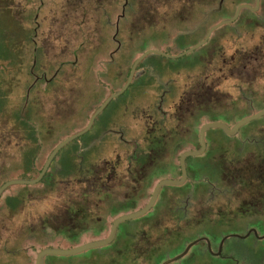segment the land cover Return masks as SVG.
Segmentation results:
<instances>
[{
	"label": "rangeland",
	"instance_id": "rangeland-1",
	"mask_svg": "<svg viewBox=\"0 0 264 264\" xmlns=\"http://www.w3.org/2000/svg\"><path fill=\"white\" fill-rule=\"evenodd\" d=\"M7 2L11 9L0 6V18H4L9 27L19 26L17 22L22 20L20 22L24 32L33 29L36 32L35 39L39 52L43 57L34 64L26 55L21 67H14L6 61L0 62V70L3 72L1 74L0 71V74L5 79L11 78L13 87L10 114L6 115L5 121H0V185L35 175L34 171L25 167L22 160V153L26 152L29 146L26 145L27 141L22 132L13 125L11 115V111L21 108L26 100V89L32 81L28 70L49 72L48 82L42 81L34 85L35 88L31 92V96H34L33 106L30 107V102L26 108V112L33 113L31 120L37 126L43 140V155L38 161V168H41L57 144L83 129L110 92H116L125 85L135 61L144 52L169 50V54H181L201 42L214 25L231 19L240 4L252 6L256 4V0H0V5ZM259 42L262 43L260 47L264 49L262 47L264 0H260L259 9L256 11L242 9L236 21L223 24L214 30L205 45L185 56L167 58L159 54L149 55L144 62L143 70H156L157 81L152 80L154 89L146 82L148 76L135 78L128 92L112 100L105 110L108 113L116 108L117 113L113 120L123 122V135L114 134L113 136H120L114 138L115 141L122 138L127 142L123 143V146L139 145L145 138L146 123L150 116L159 120L165 111L172 115L173 108L155 106V98L160 96L156 94V86L167 85L175 91L181 85L178 94L174 91L162 93L166 104L176 94L174 102H177L182 94L184 98H195L201 94L202 98L220 99L217 106L197 108L194 115L187 112L194 109L188 108L191 104L185 100L182 103V110L172 115L181 121L179 123L182 125L181 131L187 133L184 149L198 147V132L204 123L224 121L233 126L242 118L264 109L263 83L257 82L255 88L251 87V90L247 86L242 90L239 88L240 81L232 78L223 79L224 74L219 70L223 67V59H229L234 52L241 50L249 52V62L245 60L233 70L236 74L233 76L240 75L244 79L242 80L248 83L256 73L261 74L260 70L262 67L264 69V57L260 63V59H257L260 52L255 49ZM245 65L247 68H244ZM185 83L188 85L184 87ZM190 83L194 85L190 87ZM196 83L200 85L197 86ZM70 84L73 85L72 90ZM208 137H217L219 146L224 149L220 152L223 154L218 155L220 166L228 167L231 164L235 166L240 179L239 186L243 185L249 189V191L242 189V196L250 194L257 196L258 202L262 204L251 208L248 205V213L245 216L240 215L232 219L234 212L229 218L227 211L239 206L240 203L230 202L226 181L220 180L214 186L206 183L207 185L201 186L196 194L201 196V210L198 204L199 197L190 193L192 195L189 198L190 205L187 207V216L183 223L187 228V243L191 237L192 240L208 235L212 238L217 237L214 242L219 243L221 237L231 232L244 234L248 226L259 225L260 216L264 214V202L259 197L264 195V166L260 168V172L258 168L253 170L255 163L264 165V116L241 127L239 134L227 139V143H225L227 136L219 128L210 129ZM115 145L118 146L109 139L106 149ZM70 146L68 143L62 149V154L70 151ZM213 148L212 144L207 145L208 157ZM202 161L208 165L205 157ZM205 169L209 170L208 166ZM49 171L45 182L41 184H14L4 190L0 199V264L23 262L20 259L23 254L20 256L17 252L16 256L13 255L16 243L23 242L24 248H28L30 252L27 258L33 260L39 246H42L41 238L36 235L18 236L23 220L16 213L20 208L31 213L29 217L31 222H36L35 216L40 211L64 209L60 206L68 188L71 194L73 190L74 194L82 191L81 185L72 182H61L56 187L57 190H50L52 174L57 170L52 168ZM225 171L227 172L226 168ZM224 172L219 173V178L226 179ZM251 173L255 176H249ZM258 174L260 176H256ZM168 176L174 178L176 174L168 172ZM78 177L77 174L72 179ZM187 187L189 192L190 186ZM163 191L172 199L170 195L173 193V186L167 185ZM234 194L237 195L236 191ZM26 195H31V198L25 205H19L16 209H11L7 205L8 198ZM38 195L41 198L36 199L35 196ZM146 201L147 198L140 199L139 206H143ZM252 212L259 214H250ZM147 218L148 215L143 216L138 222L146 220L149 222ZM173 221L174 219H169V223H166L170 226L167 228V232H170L169 239L154 245L155 248L153 247L149 253L153 255L158 250L157 255L168 246L173 247L179 239L182 241L183 237L178 234V230L171 227ZM184 247L182 244L181 248ZM224 247L225 256L238 261L232 263L233 259L232 262L219 261L217 264H244V259L247 260L246 264H264V228L259 227L257 234L248 239L233 237ZM216 248L217 245L214 249ZM99 250L92 249L86 253L70 255V258L78 260ZM174 252L172 254H175ZM181 260L170 264H180ZM200 263L215 264L207 260L197 262Z\"/></svg>",
	"mask_w": 264,
	"mask_h": 264
},
{
	"label": "flooded vegetation",
	"instance_id": "flooded-vegetation-1",
	"mask_svg": "<svg viewBox=\"0 0 264 264\" xmlns=\"http://www.w3.org/2000/svg\"><path fill=\"white\" fill-rule=\"evenodd\" d=\"M261 45L262 43L259 42V44L255 46V49L258 50V53L260 52L257 57V59H260V61L264 57V49L260 47ZM248 53L241 50L234 52V54L231 55L229 59H223V67L219 68V70H222V73L224 74L223 79L229 80L230 78H232L240 81L241 84L239 83V88H241L242 90H245V86L249 87V89L251 87L255 88L257 82H261V84L263 83L262 85H264L263 67L260 70L261 74L256 73L253 78L248 81V83L244 82V79L238 74V76H233L236 75L233 73V70H235L239 65L245 62V60H248L249 62ZM260 63H262V61ZM244 68H247V66L245 65ZM159 71L161 70H158V72ZM155 72L156 70H136L134 79L140 77L144 78L148 76V81L146 82L151 86L150 88L154 89V85L152 86V80H154L155 82L157 81ZM216 84H218V82ZM187 85L188 84L185 83L184 87ZM193 85L194 84H191L190 87H192ZM195 85H197V83ZM199 85L200 84H198L197 86ZM72 88L73 85L70 84V90H72ZM129 88L130 87H128V90ZM155 88L156 94H160L159 97H157L156 95L157 98H155V106H169L173 108L172 115L182 110V103L185 102V100L188 101L189 105L191 104L188 108L192 107L194 109L192 111L190 109L187 112H191L193 115L195 114L194 112L197 108H202L203 106L214 107L217 106L220 101V99L217 97L202 98L201 94L199 95V97L195 98H184V95L182 94L179 100L177 102H174L176 99V95L181 89V85L178 87V90L175 91L172 89V87H167V85L156 86ZM126 91L123 94L128 92ZM167 91H174L177 94L174 95V98H172L171 101H169L170 103L167 102L166 104L164 98L162 97V93H165ZM113 93H110V95ZM111 102L112 100L109 102V104ZM107 106L95 118L91 128L82 135V139H78V137L76 138L78 139V141L73 142V140L70 142V151L64 152L62 154V148L57 153V155L51 162L48 171L46 172V174H49V170L52 168L57 170L55 174H52L53 181L50 185V190H55L61 182H72L81 185V187L83 188L82 191L80 193L74 194L73 190V194H71V190L68 188L67 195H65L66 197H64L61 201L62 205L60 206L62 208L64 207V209L61 210L57 208L56 210L52 209L40 211L39 214L35 216V218L37 219L36 222H31L29 218L31 213L23 211L21 210V208L18 212H16L20 215V218L23 219L21 227L19 228L21 233L19 232L18 236L36 235L41 238L42 243L40 244L42 246H39L38 248V252L34 260L27 258L29 257L30 252L28 248H24L23 242L14 244L15 248L13 250L15 251V253L14 251H12L13 255L16 256L17 252H19L18 254L20 256L21 254H23L20 257L21 261L23 262L20 264H27L28 261H31L30 264H36L38 254L45 249H74L91 242L107 239L111 235L116 219L123 215L136 212L145 207L152 198L154 190L161 180L181 179V155L184 152L189 150H199L201 148L198 132V147L194 146V148L189 147L187 149H184V143L186 142L185 136L187 133L181 131L182 125L179 124L181 123V121L177 120L176 117H173L171 114H168V111H165L164 114L161 115L163 117H161L159 120L153 119V116H150L147 119V130L145 131L146 134L142 143H139V145L132 144L130 146H123L122 144H127V142L123 141L122 138L116 141L114 139L123 135V122L119 121L118 123V120L114 121L113 118L117 113V109L115 108V111H108L107 113L105 112ZM96 110L94 111V113L96 112ZM157 111L160 112L158 109ZM177 118L180 119L182 117ZM88 124L89 122L87 123V125ZM87 125L83 129H85ZM117 133H119L120 136H113ZM208 133L209 130L205 135L206 148L204 153L198 156L187 157L185 159L187 179L182 185L173 186V193L170 195V197L172 196V199H169V196L166 195V191H163L164 187L167 185L162 186V188L160 189L154 205L145 215H143L144 217L147 215L149 216V218H147L149 219V222L148 220H146L145 222H138V220L143 218V216L136 219H130L124 222H120L116 228V232L112 241L101 247L92 248L98 250L100 249L93 255L85 256L78 260L70 258V255H68V259H63L59 255H46L43 258V264H145L147 263V261V264H164L166 262H169V260H173L174 258L181 256L190 244L192 245L187 253L176 259H182L180 264H188L192 262L194 264H197V262L201 260H207L215 264H217L219 261L232 262L234 258L225 256L224 246L233 237H237L239 239H248L250 236L256 235L259 227L264 228V214L260 216L261 223L259 225H253L251 227L248 226L244 234H234V232L226 234L225 236L221 237L219 243L214 242L217 240V237H215V235H213L215 238L204 235L193 238L192 240L191 237L189 239L190 242L187 243V228L185 225H183L184 220L187 216V207L190 205L189 198H191L192 196L190 193H193V195L198 194V190L200 189V187L207 185L206 183L214 186L220 180L226 181L229 189L227 191V194L231 198L230 202L237 201L240 203V205L243 203V205L236 206L227 211L229 218L234 212L236 216L234 215L232 219L238 218L240 217V215L245 216L248 213V205H250L249 208H251V206L262 204L258 202L257 196L251 194L249 196H242V189L244 191H249V189H247V187L243 185L239 186L240 179L237 175V172L235 171V166H233L232 164L228 167H225L223 165L220 166L218 155L220 154V152L224 151V149L219 146V139H217V137H208ZM237 134H239V131L234 135H227L225 133V135L227 136V138L225 139V143H227V139L237 136ZM109 139H112L113 142H115V144H117L118 146L115 145L111 146L109 149H106V143ZM41 141L43 145L42 138ZM208 144H212L214 146V150L210 151L211 153L209 157V152L207 149ZM24 153L25 152H23L22 155ZM42 153L43 146L38 153V157L36 160L37 167L38 161L43 155ZM204 157L206 158V162L208 163V165L205 164V162L203 163L202 159ZM47 159L43 163L44 165ZM65 161L68 162V165H70V171L72 172V174L67 179H60L58 170L63 169ZM207 166L209 170L205 169V167ZM218 166L220 167L219 169ZM253 166V170L258 168L260 172V168H262L264 165L255 163V165ZM225 168L227 169V172H224ZM206 171H209V173ZM168 172H174L176 174V177L169 178ZM222 172H224L226 179L219 178V173L221 174ZM46 174L44 175V177L46 176ZM77 174L79 175V177L73 180L72 177ZM207 174H210V176H208ZM259 174L256 176H260ZM249 176L255 175L251 173ZM43 178L41 179L39 184L43 183ZM188 185L190 186L189 192L187 191ZM234 191H236L237 195L234 194ZM178 193L180 194L177 195ZM196 196L199 197V195ZM38 197L41 198V196L39 195L35 196L36 199H38ZM200 197L198 198V204L200 205L201 210L202 202ZM259 197H261L264 202V195H261ZM13 198L16 199L15 201L19 203L17 206L19 207V205H25L26 202H29L31 195L21 197L12 196L8 198L6 202L9 207V202L14 200ZM143 198H147V201L143 206H139V200ZM40 202H42V200H40ZM73 206H77L79 208L74 209ZM244 206H246L245 209ZM102 208L103 210H101ZM250 214L257 215L259 213L252 212ZM169 219H174L173 225L171 227L177 229L178 234L183 237L182 241H185L182 242L179 239V242L174 243L173 247L172 245H170L171 247L168 246L167 249H163L162 252L160 251L159 253H157V255L156 251L158 250H156L152 255L149 252L153 247L155 248L154 245L158 244L162 240L169 239L168 237L170 236V232H167V228H169L170 226L166 224ZM159 223L161 226L159 225ZM259 237L262 238L261 236ZM259 237L258 239H260ZM182 244L185 245L184 248H181ZM216 245L217 248L214 249ZM92 249H88L81 253H86ZM30 250L32 251V248H30ZM174 251H177V253H175ZM6 252L8 251L6 250ZM173 252L175 254H172ZM14 259L15 258L13 257L12 260L14 261ZM176 260L174 259L173 261ZM237 261L236 259H234V262L232 263H236ZM243 261L244 264H246L247 260L244 259ZM171 262L167 264H170ZM14 264H16V262Z\"/></svg>",
	"mask_w": 264,
	"mask_h": 264
},
{
	"label": "trees",
	"instance_id": "trees-1",
	"mask_svg": "<svg viewBox=\"0 0 264 264\" xmlns=\"http://www.w3.org/2000/svg\"><path fill=\"white\" fill-rule=\"evenodd\" d=\"M0 6H2L1 8L7 7L11 9L8 6V2L3 3V5ZM20 21L22 20H19L18 22L16 21L17 25L19 26L9 27V25L5 22L4 18H0V62L6 61L12 64L14 67L15 66L21 67L23 64L22 60H25L26 55H28L31 58L34 64H37V62L39 61L38 59L40 57L42 59L43 57L41 55V52H39L40 49L38 48L37 41L35 39L36 32L33 29L26 30L24 32V29H22L21 27ZM164 52L170 53L169 50H166ZM146 58L139 63L137 70H143V68H145L144 62ZM36 71L38 73H36ZM2 73L3 72L1 71V74ZM48 73L45 70H28V75L31 78L30 80L32 81L30 82V85L28 84L26 89L27 90L26 100L21 108L18 107L16 110L11 111V115L13 117L12 118L13 125L16 126V129H18V131L22 132L24 139L27 141L26 145L29 146L28 150L22 155L23 162L25 163V167L27 169L35 172L34 176L32 177L26 176L23 178L24 180H31L36 178L41 172V168H42V167L38 168L36 165L38 153L40 152V149L43 146L41 141L42 137L39 134L37 126L31 120L33 113L31 114L29 113V111L26 112V108L30 102H31L30 107L33 106L32 104L34 103V98L32 97L34 96L33 95L31 96L32 94L31 92L35 88L34 85L42 81L48 82L49 79ZM1 74H0V121H5L6 115L8 113L10 114L9 110H10V101H11L13 87L11 82L12 79L11 78H9V80L5 79L2 77L3 75ZM129 87H131V85ZM110 93L113 92L111 91ZM82 138L83 136L79 137L78 139H82ZM78 139L74 140L73 142L78 141ZM58 173L60 179H67L72 174L68 162L65 161V165L63 166V169H59ZM47 175L48 174H46V176L43 178L42 182L46 180ZM1 186L2 185H0V187ZM2 194L0 196V199L2 197ZM15 200L16 199L9 202V205L12 209H16L19 204Z\"/></svg>",
	"mask_w": 264,
	"mask_h": 264
},
{
	"label": "water",
	"instance_id": "water-1",
	"mask_svg": "<svg viewBox=\"0 0 264 264\" xmlns=\"http://www.w3.org/2000/svg\"><path fill=\"white\" fill-rule=\"evenodd\" d=\"M260 5V0H256V5L255 7L252 6V5H249V4H240L234 14V16L229 19V20H226V21H223L219 24H216L214 25L207 33V35L205 36V38L199 42L198 44H196L195 46L185 50L184 52H182L181 54H178V55H172V54H169V53H165V52H159L157 50H148L146 52H144L134 63L133 67H132V70L130 72V75H129V78L127 80V82L125 83V85L122 87L121 90H119L118 92L116 93H113L111 94L104 102L103 104L96 110V112L92 115L90 121H89V124L87 125V127L71 136H69L68 138L64 139L63 141H61L54 149L53 151L51 152V154L49 155L44 167L42 168L41 172L39 173V175L34 178V179H31V180H23V179H18V180H12V181H8L6 183H4L1 187H0V196L1 194L4 192V190H6L8 187H10L11 185H14V184H36V183H39L41 181V179L44 177V175L46 174V172L48 171L49 169V166L51 164V162L53 161L54 157L57 155V153L63 148L65 147L68 143H70L71 141L75 140L76 138L82 136L84 133H86L92 126L95 118L104 110V108L109 104V102L111 100H113L114 98L122 95L127 89L128 87L130 86V84L132 83L133 79H134V76H135V72L137 70V67L139 65V63L145 59L148 55H151V54H159V55H162V56H165L167 58H179V57H182V56H185L187 55L188 53L200 48L201 46L205 45V43L209 40L210 36L212 35V33L214 32V30H216L217 28H219L220 26H222L223 24H227V23H232L234 21L237 20V18L239 17V14L241 12L242 9H250V10H253V11H256L258 9ZM264 116V109L252 114V115H249L247 117H244L242 118L241 120H239L238 122H236L233 126H231L230 124L226 123V122H223V121H211V122H207V123H204L201 128H200V131H199V141H200V149L199 150H189V151H186L184 152L182 155H181V167H182V177L181 179L179 180H172V179H164V180H161L155 190H154V193H153V196L152 198L150 199V201L147 203V205L145 207H143L142 209L136 211V212H133V213H130V214H127V215H123L121 217H119L118 219H116V221L114 222V225H113V229H112V232H111V235L105 239V240H100V241H95V242H91V243H88V244H85L83 246H80V247H77V248H74V249H45L43 251H41L38 256H37V260H36V264H43V258L44 256L46 255H59V256H68V255H74V254H78V253H81L83 251H86L88 249H92V248H97V247H101L103 245H106L108 244L109 242L112 241L114 235H115V232H116V228L118 226V224L120 222H124L126 220H130V219H136V218H139V217H142L143 215H145L150 209L151 207L154 205L155 201H156V198L158 196V193L160 191V189L162 188V186L164 185H171V186H178V185H182L186 179H187V170H186V164H185V159L187 157H192V156H198V155H201L204 153L205 151V148H206V140H205V135H206V132L210 129H213V128H219V129H222L227 135H234L236 134L240 129L241 127H243L244 125L258 119V118H261ZM192 244H190L186 251L182 254V255H185L187 253V251L190 249ZM181 255V256H182ZM181 256H178L176 258H174L175 260L180 258ZM173 259V260H174ZM173 260H169V262L173 261ZM169 262H166L164 264H167Z\"/></svg>",
	"mask_w": 264,
	"mask_h": 264
}]
</instances>
